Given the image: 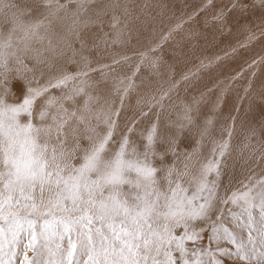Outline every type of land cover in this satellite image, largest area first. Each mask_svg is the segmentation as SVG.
I'll return each mask as SVG.
<instances>
[{
  "label": "snow or ice",
  "instance_id": "snow-or-ice-1",
  "mask_svg": "<svg viewBox=\"0 0 264 264\" xmlns=\"http://www.w3.org/2000/svg\"><path fill=\"white\" fill-rule=\"evenodd\" d=\"M12 7L0 0L5 23ZM77 10L87 11L86 0ZM10 20L0 32V74L46 39L42 21ZM81 75L28 87L22 103L0 95V264H264V179L221 195L229 141L198 167L162 170L152 159L157 128L143 151L131 128L114 139L116 121L94 111ZM53 88L63 95L45 97Z\"/></svg>",
  "mask_w": 264,
  "mask_h": 264
},
{
  "label": "rangeland",
  "instance_id": "rangeland-1",
  "mask_svg": "<svg viewBox=\"0 0 264 264\" xmlns=\"http://www.w3.org/2000/svg\"><path fill=\"white\" fill-rule=\"evenodd\" d=\"M32 1L8 0L15 7L6 10L7 23L0 13V32L16 13L26 24L42 21L46 36L0 74L8 103H22L28 87L43 88L64 72L86 73L77 82L94 111L116 121L114 139L131 128L143 151L157 128L158 168L198 167L228 140L221 195L264 179V0H86L80 12L79 0ZM48 95L63 94L53 88Z\"/></svg>",
  "mask_w": 264,
  "mask_h": 264
},
{
  "label": "bare ground",
  "instance_id": "bare-ground-1",
  "mask_svg": "<svg viewBox=\"0 0 264 264\" xmlns=\"http://www.w3.org/2000/svg\"><path fill=\"white\" fill-rule=\"evenodd\" d=\"M36 1V0H35ZM34 0L32 1V2H35ZM43 1H50V2H53V1H51V0H43ZM55 1H59V0H55ZM64 1V0H63ZM39 2V1H38ZM170 9V8H169ZM172 9V8H171ZM164 12V11H163ZM7 30V29H6ZM185 36V35H184ZM205 36V35H204ZM206 37V36H205ZM80 49V48H79ZM47 50V49H46ZM87 50V49H86ZM147 51V50H146ZM47 52V51H46ZM33 54V53H32ZM48 55H47V57H46V59H50V58H52L51 56L53 55L51 52L49 53H47ZM40 56V55H39ZM55 56V55H54ZM53 56V57H54ZM56 57V56H55ZM45 59V58H44ZM42 60V59H41ZM46 64V63H45Z\"/></svg>",
  "mask_w": 264,
  "mask_h": 264
}]
</instances>
